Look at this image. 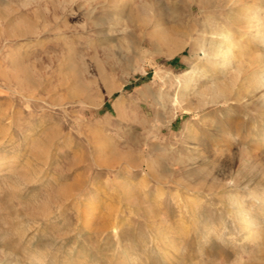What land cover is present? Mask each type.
<instances>
[{
  "label": "rangeland",
  "instance_id": "rangeland-1",
  "mask_svg": "<svg viewBox=\"0 0 264 264\" xmlns=\"http://www.w3.org/2000/svg\"><path fill=\"white\" fill-rule=\"evenodd\" d=\"M258 11L0 0V264H264V218L241 235L264 206L246 185L264 174V43L246 34ZM210 22L235 42L228 68L219 34L203 45ZM213 79L229 89L209 94Z\"/></svg>",
  "mask_w": 264,
  "mask_h": 264
},
{
  "label": "bare ground",
  "instance_id": "bare-ground-1",
  "mask_svg": "<svg viewBox=\"0 0 264 264\" xmlns=\"http://www.w3.org/2000/svg\"><path fill=\"white\" fill-rule=\"evenodd\" d=\"M258 1V0H257ZM257 12V11H256ZM259 12V11H258ZM250 13V12H249ZM251 15L253 13H250ZM258 14V15H257ZM256 16L257 18H255L257 21L254 20V18H250L251 20H254L256 23L255 26H259L261 25L259 28H258V34L255 35V33H252V31H249L247 32L246 34H249V36L251 37H255V36H258L261 40L262 43H264V21L262 20V17L264 16L263 15V12L260 11L259 13H257ZM255 16V17H256ZM253 17V16H252ZM248 18V17H247ZM246 16H245V19L247 20ZM251 20H247L248 23L250 22H253ZM245 22V21H244ZM246 22V24H248ZM253 24V23H252ZM241 25V24H240ZM244 25V23H243ZM254 25V24H253ZM245 28V26H243ZM253 27V26H252ZM246 29H251V24H249L247 26ZM245 31V29H243ZM248 31V30H246ZM255 32V31H254ZM216 34H219V37L221 38L220 40V45L219 47L217 48L215 54H217V56H219L222 60V65L226 68H228V48L226 47L227 46V43H228V46L230 44H235V42H232V36H231V33L229 31H223V32H217L216 28L213 26L212 22L206 24V38H205V42H204V47L205 49L207 48H210L211 47V44H212V41L213 39L215 38L214 36H216ZM243 34H245L243 32ZM245 36V35H244ZM248 39V38H247ZM246 41V40H245ZM209 50V49H208ZM213 51V50H212ZM214 52V51H213ZM213 52H208V54H212ZM207 54V55H208ZM213 55V54H212ZM207 57V56H206ZM212 58V57H211ZM196 74V71H191V72H187L186 75H185V78H184V86L178 91L177 93V96L176 98L178 97H183L187 91L190 89V87L192 86V83L195 79L194 75ZM176 78V81H180V76L179 75H176L175 76ZM259 81L261 82V84L264 86V76L259 79ZM228 86V85H227ZM226 86V82L225 83H216V81L213 79L211 80L210 82L207 83L206 85V91H209L211 89V92H209V94L211 95H214V96H221L223 95L227 90L226 89H229V87ZM209 89V90H208ZM213 89V90H212ZM258 127V131H262L264 130V118L261 120V122L257 125ZM249 156V155H247ZM7 162V161H6ZM3 163H5V161L1 162L0 163V169L4 168L3 167ZM247 166L250 167V165L248 163H246ZM244 166V165H243ZM249 167L248 170H249ZM251 168V167H250ZM245 169V167H244ZM252 169V168H251ZM245 171H247L245 169ZM250 172H248V175L246 177V185H249V183L252 181L251 179H254L255 181V185H262V189L264 190V174H259V176L261 177H255L256 175H254V177H251L252 173H251V170H249ZM259 173V172H258ZM261 173V172H260ZM251 174V175H250ZM258 176V175H257ZM244 178V177H243ZM218 179L215 177L214 179V182H217ZM259 188V187H258ZM257 190V189H256ZM262 191V190H261ZM263 197V196H262ZM264 198V197H263ZM223 200V199H222ZM243 200V199H242ZM241 199L240 200H234V204H235V207H233L232 205H230V207H228V210L229 211V215L232 216V218L235 220L236 219H239V217L241 218V214H242V201ZM264 200V199H263ZM225 201V199L223 200ZM227 203V202H226ZM263 205V204H262ZM223 207V206H222ZM245 210V209H244ZM243 210V211H244ZM245 212V211H244ZM244 217V216H243ZM257 217V216H256ZM264 218V206L261 208V211L259 212L258 214V219L256 221H246V226L245 228L243 229L241 235H242V239H244L245 241H251L253 242V237L254 235L258 232V229L260 228V225H259V222L261 219ZM232 220V219H231ZM241 220V219H240ZM233 221V220H232ZM242 221V220H241ZM234 223V222H233ZM243 224V223H242ZM261 224V223H260ZM263 224V222H262ZM244 226V225H243ZM241 227V226H240ZM240 230V229H239ZM240 234V233H239ZM261 246V245H260ZM264 247V246H263ZM82 259V258H81ZM78 261H80V259H78ZM78 263H81V262H78ZM169 263V262H168Z\"/></svg>",
  "mask_w": 264,
  "mask_h": 264
}]
</instances>
